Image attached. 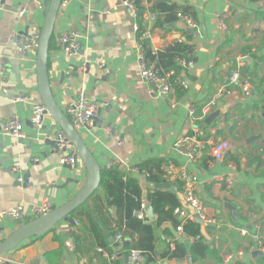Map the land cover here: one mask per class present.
<instances>
[{"label": "crops", "instance_id": "crops-1", "mask_svg": "<svg viewBox=\"0 0 264 264\" xmlns=\"http://www.w3.org/2000/svg\"><path fill=\"white\" fill-rule=\"evenodd\" d=\"M42 1L5 0L0 10V58L5 63L0 80V123L17 119L25 135L16 140L0 130V212L23 205L26 221L34 219L29 212L32 206L47 199L51 209L58 208L85 182L81 162L72 169L63 167L60 159L65 153L43 142L47 131L56 128L50 117L45 114L42 126L34 128L31 106L12 102V95L21 94L29 96L32 103L39 102L36 49L19 54L18 47L27 37L39 35L44 21ZM156 1L142 0L144 25ZM165 1L196 24L192 30L196 34H190L178 17L166 26H154L157 18L148 25L151 51L160 52L191 38L193 50L186 61L190 65L181 73L186 87L176 95L175 107L167 98L152 97L140 78L134 19L121 0H71L58 12L47 58L52 94L63 113L80 91L97 105L101 127L75 129L102 170L109 163L121 162L132 170L150 160H164L197 177L205 214L214 223L199 226L201 237L194 239L178 236L169 222L156 226V216L154 221L147 219L154 228L158 253L173 249L175 239L186 250L182 259L161 260L160 264H264V256H254L258 252L252 249L256 241L264 243V0ZM67 33L79 34L80 51L74 57L64 54L59 45V36ZM12 59L19 61V85L10 81ZM98 61L105 65L97 67ZM81 65L85 72L79 71ZM236 69L249 79L250 95L236 87L223 95L208 115H216L211 124H204L207 116L196 125L198 138L208 142L201 158L193 162L178 155L174 143L194 134L188 108L200 113ZM218 140L226 141L228 148L220 161H214L209 155L210 143ZM14 167L17 173L12 171ZM128 174L146 190L141 178ZM19 176L30 185L16 181ZM225 179L230 180V187ZM97 192L93 201L86 202L88 212L103 204L104 194L100 189ZM107 214L111 216V210ZM95 218L93 214L92 221ZM26 221L4 219L0 242ZM72 221L78 225L62 222L46 235L22 242L0 258V264L2 259L25 264H110L96 252L88 222L83 218ZM198 240L206 248L204 256L191 252Z\"/></svg>", "mask_w": 264, "mask_h": 264}, {"label": "built area", "instance_id": "built-area-1", "mask_svg": "<svg viewBox=\"0 0 264 264\" xmlns=\"http://www.w3.org/2000/svg\"><path fill=\"white\" fill-rule=\"evenodd\" d=\"M5 0H0V10H2V5ZM71 0H61L59 4V11H64L65 8L69 5ZM122 5L125 9L129 11L134 19V31L135 34L138 31V18L139 12L137 5L134 0H121ZM208 1V0H202ZM20 15L23 14V11H20ZM178 18L182 19L185 26L189 30H193L196 27L195 22L189 16H184L181 14L177 15ZM157 18V14L155 13H147L145 18L144 32L141 36L136 38V53H137V61L139 67L140 78L144 83L148 85V92L152 97H164L167 98L172 107H175L176 101V90L171 82L172 78L175 76L174 71H163L159 67H157L156 62L147 63L144 59L142 53V40H148L150 37L148 25L152 23ZM222 29H225L223 21L220 22ZM38 39L39 35L29 36L27 37L21 47H18V53L23 54L27 51H34L38 47ZM59 45L62 49L63 53L68 57H74L80 51V42H79V34L77 33H67L59 36ZM152 54L155 55L156 52L152 51ZM178 65L182 68H187L190 63L184 61L183 59H178L176 61ZM105 65L104 61H98L97 67L102 68ZM5 71V63L2 58H0V80L3 78V74ZM80 72H85L86 67L81 65L79 68ZM177 85L183 87L185 89L186 85L184 84L182 77L178 76L175 79ZM234 87L239 88L243 95L248 96L252 91V86L248 78L243 77L238 69L234 70L232 73L228 75L223 85L218 89L212 100L206 103L200 113H196L194 107L188 108V120L191 125H195L193 132L194 134L184 137L176 141L173 145V150L180 156H184L188 158L190 161H197L202 156L203 150H205L208 142H205L198 138V130L196 125L199 122H202L211 112L212 109L216 106L218 100L222 99L223 95H228L230 90ZM12 102L14 103H27L31 106V119L30 122L34 126V128H40L43 123L45 108L40 103H32V99L27 95H16L12 98ZM98 108L97 105L87 101L84 93L80 91L77 95V99L68 103L64 109V114L69 120V122L74 126V128H91L93 127V121L95 116L97 115ZM1 131L4 135L9 136L12 139H23L24 132L23 126L17 119H10L1 127ZM228 148V143L224 140H218L210 143V152L209 155L214 161H220L223 153ZM62 149H67L68 151H72V146L69 142L60 139L59 144L57 146V152L61 153ZM60 164L62 166H73L74 157L73 154L62 155L60 159ZM113 166L118 167L120 170L125 173H135L138 178H141L145 182L146 174L141 173L138 169H128L123 163H109L106 168L109 169ZM163 178L166 180L179 181L181 184V189L179 192V206L173 210L174 216L179 220V225L175 228V232L178 236L184 237L183 225L188 222H195L194 215H197L201 222L203 223L201 227L206 225H212L214 220L207 217L204 210V205L201 202V199L198 195V179L193 174L187 173L183 167L174 166L170 161L167 163H163L162 165ZM14 173H17V169L14 167L12 169ZM16 181L22 182L23 177L19 176ZM224 183L227 187L231 186V182L228 179L224 180ZM26 184L29 186L30 181L27 180ZM147 187V185H146ZM148 204L146 201L141 203L140 210L136 212V216L138 219H147L145 214V207ZM51 210L50 203L47 199H44L39 205H34L30 208V215L33 218H38L40 216H44L49 213ZM8 219L13 222L24 220L26 221L27 213L23 205H17L11 209L4 210L0 212V223L4 220ZM29 221V220H28ZM27 222V221H26ZM74 226H77V222H73ZM245 235V232H242ZM198 239V237H196ZM127 241L124 237L116 233L113 237V243L118 246H123L124 242ZM254 251L264 254V243L262 241H256L255 246L252 248ZM96 252L106 261L111 263L112 261L117 259L116 253L109 254L108 251L103 250L101 248H96ZM124 264H146V257L143 256L139 251L132 250L123 258ZM2 264H25V263H13L11 260L2 259ZM161 260L159 258H155V262L153 264H160Z\"/></svg>", "mask_w": 264, "mask_h": 264}, {"label": "trees", "instance_id": "trees-1", "mask_svg": "<svg viewBox=\"0 0 264 264\" xmlns=\"http://www.w3.org/2000/svg\"><path fill=\"white\" fill-rule=\"evenodd\" d=\"M134 1L139 12L138 31L135 34L138 40L145 31L142 16L143 8L141 6L142 0ZM156 2L155 7L151 10V13L157 14V21L154 23L156 27L166 26L174 22L178 14L183 15L175 5H170L165 0H157ZM185 13L189 15L188 12ZM185 40L186 43H174L162 51L156 52L155 55L152 54L148 41H141L142 53L147 63L153 61L163 71H174L175 76L171 82L178 96L184 92V88L177 85L175 79L179 75L181 76V73L185 70L176 61L178 59L187 61V55L193 50L189 43L191 41L190 36ZM164 162V160H150L136 166L139 172L147 175L145 178L147 185L145 191L140 188L137 178L130 176L116 166L101 170L99 189L104 194L103 204L96 206L95 209H90V212H88L85 203L70 215V219L67 222L69 226L72 225L73 218H83L88 222L86 225L94 238L96 248L106 250L109 254L119 252L116 255L117 259L110 264H124L123 258L132 250L139 251L145 256L146 264H153L155 258L160 260H179L186 255L184 244L177 241V239L174 240L175 247L173 249L166 248L162 253H158L155 248L156 238L153 226L148 224L147 219L141 220L136 216V212L140 210L141 203L146 201L152 206L153 213L156 216V226H160L164 222H169L174 227L179 225V220L174 216L173 210L179 206L178 196L181 185L177 182H168L163 178L161 168ZM173 164L178 166L177 163ZM158 184L165 185L167 188L155 190L153 187ZM97 194L98 192L94 193L90 200L93 201ZM109 210L112 212L111 216H107ZM93 214L96 218L92 221L91 216ZM183 232L187 237L194 239L199 237V235L201 237L199 225L195 222L190 221L184 224ZM109 233L112 236L111 238L107 237ZM116 233L121 234L125 240L129 241V247L115 246L113 237ZM205 250L203 243L198 240L193 245L191 252L194 256H204Z\"/></svg>", "mask_w": 264, "mask_h": 264}, {"label": "water", "instance_id": "water-1", "mask_svg": "<svg viewBox=\"0 0 264 264\" xmlns=\"http://www.w3.org/2000/svg\"><path fill=\"white\" fill-rule=\"evenodd\" d=\"M61 0H43L42 1V17L44 19L43 25L40 28L38 47L36 49V83L37 94L39 102L44 106L45 113L52 121L53 126L56 128L47 131L46 139L43 141L46 145L50 146L57 152V146L60 139L69 142L72 146L74 164L73 166H63L68 169L76 167L78 162H81L85 168V182L81 190L69 201L58 208H52L49 213L38 218L29 220L18 228L13 230L8 237L0 242V258L5 254L13 251L22 242L30 239L37 238L46 235L51 232L60 223H67L70 219V215L74 213L78 208L83 206L93 195L96 193L100 186V174L102 168H100L83 142L82 137L74 126L69 122L62 110L59 108L54 95L52 94L49 76L47 70V58L50 39L53 34L54 24L57 18L59 4ZM190 34H196L192 30H188ZM18 60L12 59L10 81L12 84L19 85L20 79L18 76L20 66H18ZM11 97H14L13 95ZM34 103H37L36 101ZM100 111L94 118L93 127H101L102 121H100ZM216 118V115L208 116L204 124L210 125ZM3 123H0V126ZM1 130V127H0ZM42 130L46 131V126L42 127ZM61 153L68 155L67 149H62ZM71 181V180H70ZM27 179L23 178V186H26ZM73 182V181H71ZM155 190L166 189L167 186L158 184L153 187ZM232 210V208H230ZM145 214L150 221L155 220L152 206L147 204L145 207ZM194 221L199 226H202V222L197 215H194ZM111 237V234L110 236ZM129 241H125L123 246L129 247ZM118 246V245H115ZM254 256H264L261 253H255Z\"/></svg>", "mask_w": 264, "mask_h": 264}]
</instances>
